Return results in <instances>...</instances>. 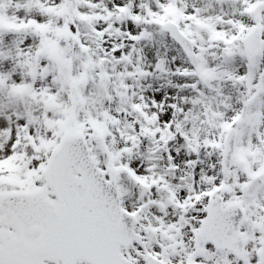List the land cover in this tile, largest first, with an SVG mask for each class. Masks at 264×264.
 Listing matches in <instances>:
<instances>
[{
	"label": "snow or ice",
	"instance_id": "snow-or-ice-1",
	"mask_svg": "<svg viewBox=\"0 0 264 264\" xmlns=\"http://www.w3.org/2000/svg\"><path fill=\"white\" fill-rule=\"evenodd\" d=\"M0 264H264V0H0Z\"/></svg>",
	"mask_w": 264,
	"mask_h": 264
}]
</instances>
